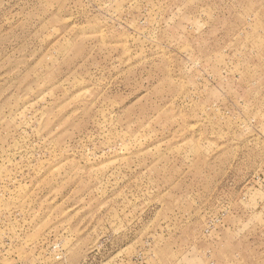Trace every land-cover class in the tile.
Returning a JSON list of instances; mask_svg holds the SVG:
<instances>
[{
	"label": "rangeland",
	"instance_id": "1",
	"mask_svg": "<svg viewBox=\"0 0 264 264\" xmlns=\"http://www.w3.org/2000/svg\"><path fill=\"white\" fill-rule=\"evenodd\" d=\"M0 264H264V0H0Z\"/></svg>",
	"mask_w": 264,
	"mask_h": 264
}]
</instances>
